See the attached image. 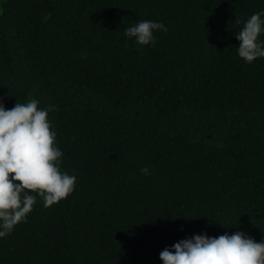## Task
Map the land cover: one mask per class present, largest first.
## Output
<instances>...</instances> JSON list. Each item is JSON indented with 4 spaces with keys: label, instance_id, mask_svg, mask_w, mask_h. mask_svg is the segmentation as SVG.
I'll use <instances>...</instances> for the list:
<instances>
[{
    "label": "trees",
    "instance_id": "1",
    "mask_svg": "<svg viewBox=\"0 0 264 264\" xmlns=\"http://www.w3.org/2000/svg\"><path fill=\"white\" fill-rule=\"evenodd\" d=\"M261 10L264 0H0V98L54 106L61 170L77 178L0 239V264H162L198 234L264 239V58L243 61L235 38ZM145 20L167 32L126 40Z\"/></svg>",
    "mask_w": 264,
    "mask_h": 264
},
{
    "label": "clouds",
    "instance_id": "2",
    "mask_svg": "<svg viewBox=\"0 0 264 264\" xmlns=\"http://www.w3.org/2000/svg\"><path fill=\"white\" fill-rule=\"evenodd\" d=\"M167 32L162 22L139 21L124 30L126 40L140 47L154 45L155 33ZM264 10L254 13L235 33L239 58L251 64L264 58ZM39 100L6 109L0 98V239L27 221L37 199L45 208L75 190L76 176L61 170L63 152L48 119L54 106ZM150 174L147 167L141 169ZM162 264H264V239L256 242L243 232L209 237L206 233L181 240L160 253Z\"/></svg>",
    "mask_w": 264,
    "mask_h": 264
}]
</instances>
